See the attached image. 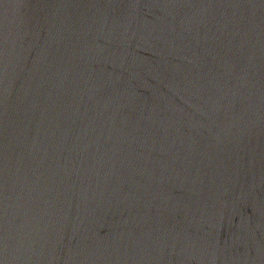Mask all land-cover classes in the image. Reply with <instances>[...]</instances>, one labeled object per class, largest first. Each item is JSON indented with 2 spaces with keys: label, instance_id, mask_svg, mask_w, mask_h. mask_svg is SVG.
<instances>
[{
  "label": "water",
  "instance_id": "obj_1",
  "mask_svg": "<svg viewBox=\"0 0 264 264\" xmlns=\"http://www.w3.org/2000/svg\"><path fill=\"white\" fill-rule=\"evenodd\" d=\"M0 264H264V0H0Z\"/></svg>",
  "mask_w": 264,
  "mask_h": 264
}]
</instances>
